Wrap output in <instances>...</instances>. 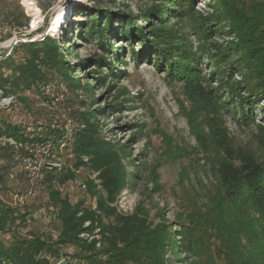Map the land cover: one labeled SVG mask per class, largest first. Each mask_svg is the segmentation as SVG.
Masks as SVG:
<instances>
[{
	"label": "rangeland",
	"instance_id": "rangeland-1",
	"mask_svg": "<svg viewBox=\"0 0 264 264\" xmlns=\"http://www.w3.org/2000/svg\"><path fill=\"white\" fill-rule=\"evenodd\" d=\"M229 2L236 8L234 0ZM95 10L114 15L102 41L85 33L92 28L89 16ZM226 10L217 0H0V61L21 43L50 36L60 41L65 62L83 85H94L98 73L105 84L94 88L92 99L86 90L72 91L57 73L48 95L25 91L21 96L26 102L16 99L0 108V124L30 126L32 131L33 113H39L70 138L78 123L74 113L117 106L97 120L108 141L126 146L131 157H123L125 171L131 172L132 163L138 168V178H129L117 206L123 214L142 208L155 225L169 224L180 241L168 264H237L238 255L220 258L216 234L200 233L195 222L218 208L232 174L243 179L264 168V78H259L264 76V60L253 59L257 53L264 55V49L241 55L247 44L236 35ZM22 13L31 18L29 28L16 26L13 18ZM120 13L136 22L134 31L140 26L139 34L129 28L121 31ZM145 17L153 20L146 22ZM104 19L100 17L101 26ZM105 59L108 66L99 67L97 61ZM70 152H63V161L72 158ZM54 162L56 158L22 157L9 182L0 181V207L30 212L29 228L19 220L20 229L7 240L30 229L39 236H59L44 172ZM3 164L0 160V168ZM88 177L84 169L74 182L56 187L73 203L87 199L95 206L83 185ZM251 210L249 222L257 231L244 233L240 246L249 254L247 264H264V229L258 228L264 219L258 221V207ZM74 254V248H62L54 264L65 255L76 264Z\"/></svg>",
	"mask_w": 264,
	"mask_h": 264
},
{
	"label": "trees",
	"instance_id": "trees-1",
	"mask_svg": "<svg viewBox=\"0 0 264 264\" xmlns=\"http://www.w3.org/2000/svg\"><path fill=\"white\" fill-rule=\"evenodd\" d=\"M229 1L217 0L223 10L229 9L228 12L226 10L225 17L232 24L236 35L242 37L240 38L242 43L247 44L246 48L241 50V55L245 56L254 49L259 48L257 52L264 49V0H234L236 8H233ZM86 12L89 15L90 11ZM94 14L89 16L93 22L92 28L85 33L100 37L102 41L104 34L106 31L109 32L112 26L114 15L104 10H95ZM103 15L105 26L100 25V17ZM120 16L124 18L120 25L121 31L125 32L129 28L133 30L132 34L140 33V26L134 31L137 24L135 21H130L127 14L120 13ZM13 19L18 28H29L31 18L24 13L20 18ZM152 20L153 17L145 19L149 23ZM167 41V45L170 46L172 44L170 39ZM102 47L106 49L105 45ZM66 52L69 56L73 55L70 49ZM253 59L260 62L264 60V55L257 53ZM242 63L247 65L248 60ZM97 65L101 68L107 65L106 59L97 61ZM79 68L83 69L84 64L81 63ZM57 73L68 83L72 91L86 90L92 99L95 95L94 88L105 86L101 73L93 76L94 85L89 83L83 85L81 78H75V70L65 62L60 41L49 36L35 42L21 43L13 48L10 55L0 61V93L4 98L13 96L15 100L23 102L26 100L21 94L25 91L36 89L41 95L46 96L48 95L46 89L52 85ZM254 76L256 77V74ZM260 97L261 95L258 98ZM116 109L117 106L108 105L105 108L74 113V120L78 123L70 138L67 132L54 127L53 122L46 115L42 116L39 113H33L36 119L32 131L30 126L22 127L5 122L0 124V139H13L17 144L11 146L9 143L3 145L0 142V160L4 162L0 168L1 182H9L18 159L29 157L31 147L51 145L60 163L57 167L45 166L44 170L50 207L55 210V218L60 223L59 236L56 239L52 236H39L30 229L26 233L28 235L14 234L12 241L7 240L16 229H20L19 220L20 224L23 223L24 229L29 228L27 217L30 212L20 214L16 209L2 205L0 264H54L55 259L61 256L62 248L75 249L76 254L72 259L76 260V264L78 262L79 264H168V256L176 253L180 241L174 236L169 224L155 225L150 220L149 212L142 208L132 214H123L118 209V198L130 184L129 178L132 180L138 178V168L132 163L131 172L125 171L123 157L127 159L131 157L127 154L126 146H115L108 141L97 120L98 117H106L108 111ZM34 123L42 124L36 126ZM69 150L71 152L67 155H71L72 158L63 161V152ZM84 169L90 172V177L83 185L88 190L89 200H95V206L89 204L87 199L73 203L56 187L57 185L62 188L74 182L77 174ZM93 176L95 179L92 178ZM231 178L227 180V196L221 197L218 208L209 210L212 214L206 217L198 216L195 224L204 235L216 234L215 240L219 244L217 251H220V258L238 255L237 264H247L246 258L249 254L240 244L244 233L257 231V227H253L249 222L251 208L254 206L259 208L262 216L258 221L264 219V168L256 169L254 174H248L243 179H237L233 174ZM86 223L91 225L85 227ZM263 227L258 226L260 229H264ZM83 235L94 239L90 240ZM98 244L101 245L99 248ZM209 250L211 251L210 248ZM68 257L65 255L59 261L63 258L67 259L69 264H73Z\"/></svg>",
	"mask_w": 264,
	"mask_h": 264
},
{
	"label": "built area",
	"instance_id": "built-area-1",
	"mask_svg": "<svg viewBox=\"0 0 264 264\" xmlns=\"http://www.w3.org/2000/svg\"><path fill=\"white\" fill-rule=\"evenodd\" d=\"M19 42H15V44H18ZM15 101V97L11 96V97H7L4 98L2 96V94L0 93V108H8L13 102ZM0 142H2L3 145H5L6 143H9L11 146H17L16 142L13 139H0ZM29 152H30V156L29 157H35L37 158V156L39 158H56L54 153H53V148L51 145H46V146H36V147H31L29 148ZM31 153L33 155H31ZM37 160V159H36ZM40 159H38L39 162ZM51 165L53 166H60L58 160L56 159V162L52 163ZM91 225V223H86L85 227H89ZM83 237H88L90 240H93L94 237H89L88 235H83ZM101 245L98 244L97 247L99 248Z\"/></svg>",
	"mask_w": 264,
	"mask_h": 264
},
{
	"label": "water",
	"instance_id": "water-1",
	"mask_svg": "<svg viewBox=\"0 0 264 264\" xmlns=\"http://www.w3.org/2000/svg\"><path fill=\"white\" fill-rule=\"evenodd\" d=\"M58 264H69L67 259H62Z\"/></svg>",
	"mask_w": 264,
	"mask_h": 264
},
{
	"label": "bare ground",
	"instance_id": "bare-ground-1",
	"mask_svg": "<svg viewBox=\"0 0 264 264\" xmlns=\"http://www.w3.org/2000/svg\"><path fill=\"white\" fill-rule=\"evenodd\" d=\"M57 27H58V26H57ZM53 31H54V30H53ZM53 31H52V32H53Z\"/></svg>",
	"mask_w": 264,
	"mask_h": 264
}]
</instances>
